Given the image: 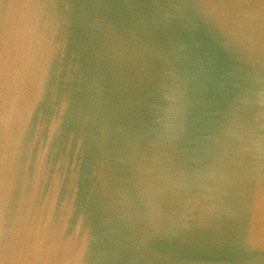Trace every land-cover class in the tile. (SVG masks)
Masks as SVG:
<instances>
[{"label": "water", "instance_id": "1", "mask_svg": "<svg viewBox=\"0 0 264 264\" xmlns=\"http://www.w3.org/2000/svg\"><path fill=\"white\" fill-rule=\"evenodd\" d=\"M0 264H264V0H0Z\"/></svg>", "mask_w": 264, "mask_h": 264}]
</instances>
